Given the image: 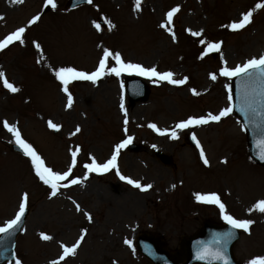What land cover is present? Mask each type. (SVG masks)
I'll return each mask as SVG.
<instances>
[{
  "label": "rangeland",
  "instance_id": "rangeland-1",
  "mask_svg": "<svg viewBox=\"0 0 264 264\" xmlns=\"http://www.w3.org/2000/svg\"><path fill=\"white\" fill-rule=\"evenodd\" d=\"M56 4L52 8L46 7V0H0V16L4 17L0 39L26 27L23 43L16 41L0 50V72L4 73L0 78V227L15 218L23 193L29 194L30 214L17 239V258L23 264H50L62 254V245L71 246L86 229L76 255L61 264H151L136 248L137 234L161 233L175 250L181 237L195 232L205 220L224 219L218 206L198 201L197 193H217L228 214L254 221L235 247L240 261L248 263L264 255V213L254 207L264 199V168L251 161L240 120L231 113L219 123L193 129L175 127L189 117L218 114L232 105L227 87L231 78L219 76V70L224 60L232 68L264 55V8L255 7L264 0H142L139 10L135 0H93L73 10L68 8V0H56ZM177 6L180 11L170 25L176 33L173 40L160 24ZM248 11L253 12V22L245 29L234 32L223 27L239 21ZM36 15L41 19L29 25ZM102 19L105 26L98 30L95 25ZM188 29L203 30L206 42H223V60L217 52L201 59L206 44H200L201 38L193 37ZM104 49L161 72L176 69L177 78L187 76L188 82L174 86L144 79L151 89L148 100L131 104L123 73L105 75L97 83L72 80L68 84L73 97L69 108L68 94L56 72L74 67L91 73ZM114 63L110 59L108 66ZM213 73L218 77L215 81L210 78ZM5 78L19 91L6 88ZM193 88L199 96L193 95ZM4 121L19 129L53 171H68L71 152L80 148L71 176L61 182L68 187L61 186L51 196L50 186L36 175L31 158L12 150L15 136L3 126ZM48 121L60 125V130L50 128ZM149 124L168 134L161 135ZM77 127L81 131L73 136ZM172 130L178 139L171 137ZM193 133L208 165L203 163L200 149L186 141ZM129 136L142 149H121L118 171L142 184H152L151 189L145 192L129 185L120 179L117 169L91 172L86 179L103 188L101 194L70 184L89 172L84 165L93 158L106 163L115 146ZM156 149L171 156V163H163ZM41 233L53 239L44 241Z\"/></svg>",
  "mask_w": 264,
  "mask_h": 264
},
{
  "label": "snow or ice",
  "instance_id": "snow-or-ice-1",
  "mask_svg": "<svg viewBox=\"0 0 264 264\" xmlns=\"http://www.w3.org/2000/svg\"><path fill=\"white\" fill-rule=\"evenodd\" d=\"M13 3H23L24 0H12ZM93 0H87V3L91 4ZM142 0H135V8L139 10L141 8ZM51 6L52 8H56V0H46V7ZM256 8H264V4H257L255 6ZM180 11L179 6L173 7L170 11L166 14V21L162 24H160L161 28L167 29V31L172 36L173 40L176 39V33L173 31L172 27L170 25L172 24L173 17ZM253 12L248 11L243 14L242 18L239 21H234L229 24L223 25L224 28L231 29L232 31H239L245 29L248 25H250L253 22ZM4 19V17L0 16V20ZM41 19L40 15L34 16L28 23L29 25L37 23ZM110 27H115V25H112L109 21ZM95 27L99 30L101 25L96 24ZM190 32V34L193 37H200L199 43L202 45L206 44V49L203 51L201 59L204 56H207L210 52H217L221 53V59L223 60V53L221 52V47L223 42H212V41H205L203 37V30L200 31H192L191 29L187 30ZM26 32V27H19L15 31H13L11 34L7 35L3 40H0V50H3L7 48L10 44L13 42L19 41L23 43V35ZM36 47H40L39 44L36 45ZM110 59H113L115 61L114 67H109L108 62ZM224 66H222L219 70V76L225 77V78H232V77H244L248 81H256L258 82L262 87L261 95L264 97V55H260L259 57H253L251 59H248L245 63L241 65H237L235 67H228L227 61H223ZM128 72L129 74L135 73L140 76H146L149 79L155 78L157 81H166L169 84L182 86L185 85L188 82V77L185 76L183 79H177L175 78V73L172 71H166L161 72L158 71L156 67H145L142 64L139 63H132L130 61H125L122 57L121 53L119 52H113L109 49L103 50V57L100 59L98 67L95 71L89 73L85 71H80L74 67H64L60 68L56 72V77L59 79L62 84L64 85V92L68 94V107L71 108L73 104V97L72 94L69 92L68 84L72 80H86V81H92L95 83L97 80H99L101 77L105 75H115L120 76L122 73ZM4 77V73L0 72V78ZM213 81L217 80V75L215 73L211 74L210 77ZM4 86L8 88L11 92H18L19 88L15 87L13 84L9 83L8 80L4 79ZM228 91L229 101L232 100L231 96V85H228ZM193 95L199 96L200 93L193 88L192 90ZM262 104H264V99L261 101ZM120 107L123 109L124 105L123 103L120 105ZM241 111H244L242 108ZM233 112V107H225L222 109L218 114H212L208 113L207 115H202L199 117L193 116L189 117L186 120H183L179 122L175 127L176 129H188L192 127H198L202 125H207L209 123H219L223 118L229 116ZM253 112H257L256 109H253ZM261 117H264V110H260L258 113ZM125 124L128 123L127 119L124 121ZM3 126L7 128V130L15 136V142L19 147L23 150V153L31 158L32 164L35 167V173L39 177L41 181H43L44 184L49 185L51 188V196L55 197L58 193V190L61 186L68 187V184L61 185V182L67 180L71 174H72V168L75 167L77 163V156L80 152V148H76L74 151L71 152L72 157V163L69 167L68 171L60 173L53 171L52 168L47 167L45 165L44 160L41 158V156L37 153L36 149L33 147L32 144L27 142L25 139L22 138V135L19 131V129L15 125H10L7 121L3 122ZM48 126L56 131H59L61 126L58 124L53 123L52 121H48ZM150 128L158 131L161 135L168 134V130H161L157 127L155 124H149ZM247 126H245L246 130ZM81 129L79 127L76 128L75 132L72 133V135H76V133H79ZM127 131V129H125ZM171 137L173 139H178L177 132L175 130L171 131ZM192 139L196 142L197 147L200 149V157L203 160V163L205 165L209 164V160L204 152L203 147L200 144V141L197 139L195 133L192 134ZM132 142V137L129 136L127 139L123 140L121 143L117 144L115 146L114 154L111 156V158L103 164L97 163L95 161V158H93L92 163L85 164L84 167L88 169L90 172H108L111 169H117V174L120 175V179L126 181L129 185L141 190V191H148L153 187L152 184H142L138 180H134L130 177H126L119 173L118 171V165H117V158L120 155V151L123 148H126L130 143ZM260 144L262 146V150L260 152V159L264 160V139L260 141ZM227 163V161H224ZM81 181L79 179H72L70 180V184L75 185L80 183ZM175 187V186H173ZM196 199L202 203L205 204H211L218 206L221 214L223 215V218L227 223L231 226L232 229H242L245 232H250L251 226L254 224V221L252 219H238L234 216L228 214L226 205L221 201V198L219 194L217 193H209V194H196ZM29 205V194L27 192H24L21 198V202L19 204V210L15 214V218L11 219L7 222V224L3 227H0V233H6L9 230L17 228L22 221V218L25 216V213L28 209ZM255 209L258 210L261 213H264V199L259 200L255 204ZM77 210H80V205H76ZM87 219L91 221L92 217L90 214H88ZM87 230H84V233L80 235L79 239L72 244L71 246L68 245H62V254L59 256L58 259H53L50 264H61L62 261H65L66 258L69 256H75L77 253V249L80 247L81 243L84 241L86 236ZM41 239L44 241L52 240L53 237L50 235H47L45 233H41ZM235 238V232L228 231L223 233L219 239L218 244L219 247L209 253V251L205 248L202 251L197 252V258L200 260L207 259L209 256L214 257L216 260H223L224 264H229V260L227 257V246L230 243L232 239ZM126 244L131 245V241L125 240ZM15 264H23V261L17 259L15 261ZM248 264H264V255L256 256L248 261Z\"/></svg>",
  "mask_w": 264,
  "mask_h": 264
},
{
  "label": "water",
  "instance_id": "water-1",
  "mask_svg": "<svg viewBox=\"0 0 264 264\" xmlns=\"http://www.w3.org/2000/svg\"><path fill=\"white\" fill-rule=\"evenodd\" d=\"M234 96H235V111L241 116V119L247 126L250 152L255 161L264 164V160L260 159V152L262 146L260 141L264 139V117H261L257 113L260 110H264V104L261 103L262 97V87L256 81H248L244 77H236L234 80ZM244 111H241V109ZM256 109L257 112H253ZM224 230L223 227H216L211 224H206L202 232L192 238H186L183 241V245L186 247L184 253H177L176 255L169 254L166 250L162 248V242L159 238H153L151 236H143L138 241L140 250L147 255L156 264H182L180 262V257L185 254L187 262L185 264H193L199 261L214 262L220 261L216 260L214 257L209 256L207 259L200 260L197 258V252L204 248H211L214 241L209 239L211 236L212 229ZM17 228L12 231V233L0 240V261L11 258V246L12 241L15 238V233ZM235 232V237L239 236V231L232 229ZM215 236V235H214ZM216 237V236H215ZM232 244L227 246V257L230 259L229 264H237L233 259L232 254ZM3 253L7 254V257L3 256ZM221 262V261H220ZM223 262V261H222ZM233 262V263H231Z\"/></svg>",
  "mask_w": 264,
  "mask_h": 264
},
{
  "label": "bare ground",
  "instance_id": "bare-ground-1",
  "mask_svg": "<svg viewBox=\"0 0 264 264\" xmlns=\"http://www.w3.org/2000/svg\"><path fill=\"white\" fill-rule=\"evenodd\" d=\"M8 2H9V1H8ZM8 2H7V3H8ZM4 3L6 4V1H5ZM6 6H7V5H6ZM114 66H116L115 63L112 65V67H114ZM99 80H100V79H99ZM99 80H97V81H99ZM84 81H86V80H84ZM97 81H96V83H97ZM88 83H92V81H88ZM135 111H136L135 113H137V112H138V109H136ZM192 128H193V127H192ZM91 176H92V173H91L90 171H89L88 173H84V174L82 175V177L79 178V180H80L81 182L78 183V186L82 185L85 189H87V190H89V191H91V192H94V193L99 192V194H101V192H104V189L101 188L100 186L95 185V184H93V183L86 182V179L91 178Z\"/></svg>",
  "mask_w": 264,
  "mask_h": 264
}]
</instances>
